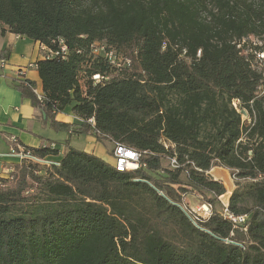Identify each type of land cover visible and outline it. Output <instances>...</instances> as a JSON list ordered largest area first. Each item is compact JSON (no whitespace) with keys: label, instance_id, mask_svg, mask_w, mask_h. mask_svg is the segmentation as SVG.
Wrapping results in <instances>:
<instances>
[{"label":"trees","instance_id":"16d2710c","mask_svg":"<svg viewBox=\"0 0 264 264\" xmlns=\"http://www.w3.org/2000/svg\"><path fill=\"white\" fill-rule=\"evenodd\" d=\"M0 26L46 49L41 98L14 82L45 123L141 154L120 172L68 143L0 174V264H264V0H0ZM214 167L235 179L224 212ZM193 192L208 219L182 209Z\"/></svg>","mask_w":264,"mask_h":264},{"label":"crops","instance_id":"0c3cea01","mask_svg":"<svg viewBox=\"0 0 264 264\" xmlns=\"http://www.w3.org/2000/svg\"><path fill=\"white\" fill-rule=\"evenodd\" d=\"M45 52L46 49L40 43L11 33L0 26V159L10 170H13L14 164L20 163L18 158L10 155L13 140L24 148H38L50 141L60 153L54 161H60L67 151L66 144L62 147L60 143L45 137V116L42 117L31 100L23 97L14 87L15 80L27 79L35 83L38 95L43 94L36 62L44 59ZM3 54L8 55L4 64L1 63ZM56 121L68 124L82 123L81 118L71 113V107L58 114ZM81 136L85 137L86 142L82 151L93 153L99 145L97 139L92 135H72L71 138Z\"/></svg>","mask_w":264,"mask_h":264},{"label":"rangeland","instance_id":"374dc122","mask_svg":"<svg viewBox=\"0 0 264 264\" xmlns=\"http://www.w3.org/2000/svg\"><path fill=\"white\" fill-rule=\"evenodd\" d=\"M250 40L254 43L258 42V40L254 37H251ZM244 119L247 120V122H249V119L247 118V116L244 117ZM44 132H45L46 138L52 139L53 141L60 143L62 147H64L65 144L69 143L70 146L76 149H80V150L85 149L84 147L86 146V142H85L84 136L71 138V136H69V134L65 131H56L52 129L50 124L46 125ZM112 150H113V144L109 142H99V145H97V148L93 151V153H95V155H99L103 157L104 159H106L107 161L106 160L104 161H106L107 163L114 164L115 160L112 154ZM163 165L164 167H168L169 160L164 159ZM217 168H220V169H217ZM0 174L4 176L10 175V173L4 174L1 172ZM209 174L215 180L224 183L227 189V193L220 198L221 203L219 205V209L222 212H224V209L229 204V199L232 195V192L235 189V179L233 178V176L231 175V172L228 169H225L222 167H214L213 169L210 170ZM175 188H178V187H175ZM182 197H183L182 207L183 208L187 207L190 210H195L193 214L199 217L198 207L202 206V203H203L201 200L202 199L201 196L198 193L193 192V193L184 194L182 195ZM195 216H190V217L193 221H198L199 219L195 218Z\"/></svg>","mask_w":264,"mask_h":264},{"label":"built area","instance_id":"2783aa9c","mask_svg":"<svg viewBox=\"0 0 264 264\" xmlns=\"http://www.w3.org/2000/svg\"><path fill=\"white\" fill-rule=\"evenodd\" d=\"M106 56L112 62V64H116V57H115L114 52L107 53ZM259 58H260V60H264V53L259 55ZM1 63L4 64L5 61L2 60ZM94 79L99 80L100 77L95 76ZM41 96L39 95V98H41ZM238 104L239 103L237 101L234 102L235 108L238 107ZM246 116H247V114H244L243 119ZM89 122L92 123V120H90ZM12 143L17 144V141L13 140ZM112 154H113V157L115 160L114 165H113L114 167H119V169L125 170V171H133V170H136L140 167L141 154H137L135 152H132L131 148H128V147L121 145V144H115L113 147V150H112ZM10 155L12 157L18 158L19 161H27V163L39 164L41 166H47L48 167L51 165H57V166L60 165L59 161H54V160H51L49 158L41 159V158L35 156L31 151L26 150L20 144H18L16 146H14V145L11 146ZM170 166L173 169L181 168V166H180V164L176 158L171 159ZM11 171L12 170L8 169L5 166V164L3 163V161L0 159V172L4 173V174H9V173H11ZM182 209L186 212V214L188 216H195L193 214L195 210H190L187 207H185V208L182 207ZM198 212H199L198 213L199 217L195 216V218H198L199 220L200 219H208L211 215L212 207L210 205L199 206ZM239 220L243 221V218H240Z\"/></svg>","mask_w":264,"mask_h":264},{"label":"bare ground","instance_id":"6f19581e","mask_svg":"<svg viewBox=\"0 0 264 264\" xmlns=\"http://www.w3.org/2000/svg\"><path fill=\"white\" fill-rule=\"evenodd\" d=\"M131 151H132V152H135V153H137V154H139L138 152H136V151H134V150H132V149H131ZM116 169H117V171H120V172H124V171H125V170H121V169H119V167H116Z\"/></svg>","mask_w":264,"mask_h":264}]
</instances>
